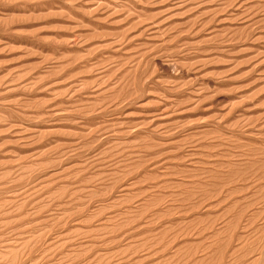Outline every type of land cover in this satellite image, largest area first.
<instances>
[{"label":"rangeland","instance_id":"rangeland-1","mask_svg":"<svg viewBox=\"0 0 264 264\" xmlns=\"http://www.w3.org/2000/svg\"><path fill=\"white\" fill-rule=\"evenodd\" d=\"M0 264H264V0H0Z\"/></svg>","mask_w":264,"mask_h":264}]
</instances>
